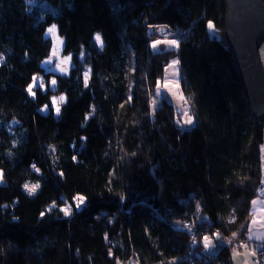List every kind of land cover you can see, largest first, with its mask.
Returning <instances> with one entry per match:
<instances>
[{"label": "trees", "instance_id": "16d2710c", "mask_svg": "<svg viewBox=\"0 0 264 264\" xmlns=\"http://www.w3.org/2000/svg\"><path fill=\"white\" fill-rule=\"evenodd\" d=\"M224 17L225 0H0V264H233L232 247L200 252L204 234L188 246L203 228L244 240L261 181L264 116L231 70ZM53 25L71 67L32 97ZM160 25L176 47L152 53ZM172 59L190 130L166 100L149 108ZM55 95L59 114L41 113Z\"/></svg>", "mask_w": 264, "mask_h": 264}, {"label": "rangeland", "instance_id": "374dc122", "mask_svg": "<svg viewBox=\"0 0 264 264\" xmlns=\"http://www.w3.org/2000/svg\"><path fill=\"white\" fill-rule=\"evenodd\" d=\"M48 30L49 28L47 29L45 36L49 39L51 43V48L48 56L43 60L41 64L43 74L35 76V81L32 79V82L30 84L33 85L32 92L34 94L35 90H39L41 92H45L47 89L54 90L55 85H53L52 81L55 80V76L67 74L69 68L71 67L70 56L63 54L62 39L58 36L56 30L54 33H49ZM149 31L151 33L155 32L159 35L157 40L150 43V50L152 53L172 50L176 47V41L178 39V36L176 34L170 36L168 34L169 28L167 26L160 25L150 27ZM210 32L212 35L214 34L213 29L210 30ZM153 45H155V47H153ZM258 56L260 60V65L264 71V42L258 50ZM62 69H66V71H62ZM89 73V69L87 68L84 74L86 77H88ZM180 78L181 73L179 70L178 62L176 59H172L164 68L161 79L157 81V84L151 93L149 108L150 111L153 112L159 106L161 100H166L167 102H169V104L172 105L173 111L175 112V126L179 130L184 131L190 130L192 127H194L195 120L191 113L187 98H185V96L181 93ZM41 84L43 85V87H41ZM30 96L33 97V95ZM59 97V95L53 96L50 99V107L44 106L40 109V112L43 114L52 112L54 115H56V108L62 105V103H60L59 101ZM53 101H55V103H53ZM189 118L191 119V123H188ZM24 188L25 191L28 192L27 188ZM75 202L77 206L78 200L76 199ZM202 234L206 236L200 241V244L202 246L200 252L203 255L209 256L211 254H215L216 251L222 246L232 247L231 257L233 264H256L255 261L260 256L259 252L261 249L264 248V245H262L253 256L249 249H244L249 245L247 240V232L245 233V239L242 241L230 240L223 237H219L218 240V237L216 235L211 236L212 233L208 228L196 229L195 235H192L190 241L188 242V246H192V240L197 241V238ZM235 246H238V248H236ZM188 254L190 256L193 255L197 258L199 257V254L193 253V250L189 251Z\"/></svg>", "mask_w": 264, "mask_h": 264}, {"label": "water", "instance_id": "95a60500", "mask_svg": "<svg viewBox=\"0 0 264 264\" xmlns=\"http://www.w3.org/2000/svg\"><path fill=\"white\" fill-rule=\"evenodd\" d=\"M224 37L229 63L253 117L264 116V71L258 50L264 42L262 0H225Z\"/></svg>", "mask_w": 264, "mask_h": 264}, {"label": "crops", "instance_id": "0c3cea01", "mask_svg": "<svg viewBox=\"0 0 264 264\" xmlns=\"http://www.w3.org/2000/svg\"><path fill=\"white\" fill-rule=\"evenodd\" d=\"M260 171V187L257 196L252 200L250 205V216L247 229V240L249 245L244 248L249 249L253 256L257 250L264 245V136L260 146ZM249 237H251V239Z\"/></svg>", "mask_w": 264, "mask_h": 264}, {"label": "snow or ice", "instance_id": "6c2138e0", "mask_svg": "<svg viewBox=\"0 0 264 264\" xmlns=\"http://www.w3.org/2000/svg\"><path fill=\"white\" fill-rule=\"evenodd\" d=\"M29 2L31 3L32 0H29ZM208 27H209L210 30L214 29V25L211 24V23H209ZM48 31H49V33H54V32H55V26L53 25V27H52V28H49ZM95 40H96V42H97L98 44H101V46H102V41H101V38H100L99 34L96 35ZM153 47H155V45H153ZM0 60H2V57H0ZM65 63H66V61H65ZM49 70H50V69H49ZM62 71H66V69H62ZM35 79H36V78L33 77V80H34V81H35ZM52 83H53V85H55L56 81L53 80ZM32 87H33V85H29L28 92H29L30 95H33V96H34L35 94L32 92ZM41 87H43L42 84H41ZM64 100H65V98H64L63 96H60V97H59V101H60V103H63ZM53 103H55V101H53ZM56 112H57V114H59V112H60L59 107L56 108ZM188 123H191V119H190V118H189V120H188ZM33 167L35 168V165H33ZM36 170L39 171V169H36ZM25 187H26L27 190L29 191V194H31V193L35 192L36 187H38V185H37V186H34V187H32V188H28L27 185H26ZM77 200H78L77 208H79L81 205L84 204V202H85V198H84L83 196H78V197H77ZM62 211H64L65 216H67V215L70 213L71 209H70V208H65V209H62ZM249 238L251 239V237H249ZM206 239H207V238H206Z\"/></svg>", "mask_w": 264, "mask_h": 264}, {"label": "built area", "instance_id": "2783aa9c", "mask_svg": "<svg viewBox=\"0 0 264 264\" xmlns=\"http://www.w3.org/2000/svg\"><path fill=\"white\" fill-rule=\"evenodd\" d=\"M259 255V258L255 261L256 264H264V248L260 250Z\"/></svg>", "mask_w": 264, "mask_h": 264}]
</instances>
